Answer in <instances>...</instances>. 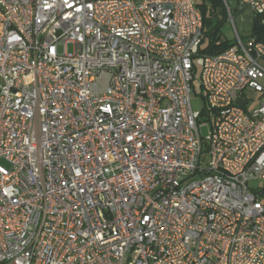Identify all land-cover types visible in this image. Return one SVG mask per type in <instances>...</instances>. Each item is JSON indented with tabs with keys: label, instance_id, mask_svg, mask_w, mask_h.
<instances>
[{
	"label": "built area",
	"instance_id": "1",
	"mask_svg": "<svg viewBox=\"0 0 264 264\" xmlns=\"http://www.w3.org/2000/svg\"><path fill=\"white\" fill-rule=\"evenodd\" d=\"M202 37L194 0H0V264H264V43Z\"/></svg>",
	"mask_w": 264,
	"mask_h": 264
},
{
	"label": "trees",
	"instance_id": "2",
	"mask_svg": "<svg viewBox=\"0 0 264 264\" xmlns=\"http://www.w3.org/2000/svg\"><path fill=\"white\" fill-rule=\"evenodd\" d=\"M197 1L196 7L201 14L203 24V37L198 55H217L233 44L221 38V27L226 19L222 0ZM218 8L224 14L222 19L217 18ZM249 37L256 42L264 43V15H254L253 28Z\"/></svg>",
	"mask_w": 264,
	"mask_h": 264
},
{
	"label": "rangeland",
	"instance_id": "3",
	"mask_svg": "<svg viewBox=\"0 0 264 264\" xmlns=\"http://www.w3.org/2000/svg\"><path fill=\"white\" fill-rule=\"evenodd\" d=\"M222 38L223 39H226L228 41H232L233 40V31H232V28L231 26L229 25L228 22H226L222 28ZM72 49H73V46L72 44H68L67 45V50L68 52H72ZM62 48L59 47L58 48V51L61 52ZM244 94L246 95V97L248 98H251V99H256V94L251 91V90H245ZM191 108L193 111L195 112H202L203 110V106H204V102H203V98H202V92H201V89H200V69H198L194 75V80L192 82V93H191ZM256 104V101H252L251 104H249V108H251L253 105ZM207 119L202 116L200 121H202V123H205ZM200 132H201V135L202 137H206L208 135V132H209V128L207 126H203V127H200L199 128ZM207 161L206 158H203L202 160V165H205V162ZM0 163L2 165H5L6 164L2 161H0ZM258 182L255 181V182H250V185L254 186V185H257Z\"/></svg>",
	"mask_w": 264,
	"mask_h": 264
},
{
	"label": "crops",
	"instance_id": "4",
	"mask_svg": "<svg viewBox=\"0 0 264 264\" xmlns=\"http://www.w3.org/2000/svg\"><path fill=\"white\" fill-rule=\"evenodd\" d=\"M194 1L198 3L197 0ZM229 1L232 2L231 6L229 5ZM227 3L229 6L232 21H229L227 11L223 5V10L226 15L225 23L228 22L232 28L233 40L228 41L222 38V28L225 23L221 27V38L225 41L233 43L235 39V32L242 38H248L253 28L254 14L248 6L244 5V0H227ZM216 13L217 18L222 19L224 14L221 13L220 8L217 9Z\"/></svg>",
	"mask_w": 264,
	"mask_h": 264
},
{
	"label": "water",
	"instance_id": "5",
	"mask_svg": "<svg viewBox=\"0 0 264 264\" xmlns=\"http://www.w3.org/2000/svg\"><path fill=\"white\" fill-rule=\"evenodd\" d=\"M232 2L229 1V5L231 6ZM237 103L240 105V106H243L245 104L244 100L242 99H238Z\"/></svg>",
	"mask_w": 264,
	"mask_h": 264
}]
</instances>
